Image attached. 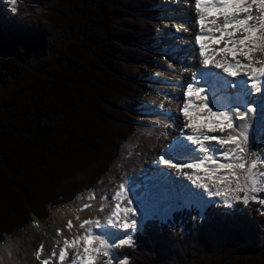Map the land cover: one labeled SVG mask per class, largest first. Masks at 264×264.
Instances as JSON below:
<instances>
[{"label": "trees", "instance_id": "obj_1", "mask_svg": "<svg viewBox=\"0 0 264 264\" xmlns=\"http://www.w3.org/2000/svg\"><path fill=\"white\" fill-rule=\"evenodd\" d=\"M157 0H0V243L110 171L150 90ZM261 206L149 221L127 264H264ZM5 242V241H4Z\"/></svg>", "mask_w": 264, "mask_h": 264}, {"label": "snow or ice", "instance_id": "obj_2", "mask_svg": "<svg viewBox=\"0 0 264 264\" xmlns=\"http://www.w3.org/2000/svg\"><path fill=\"white\" fill-rule=\"evenodd\" d=\"M193 5L189 21L193 28L177 25L176 31L193 36L190 48L197 54L192 58L203 67L179 85L182 106L177 115H182L184 123L177 138L158 154L157 173L176 188L185 207L256 203L264 215V197L259 195L264 192V152L251 151L247 131L253 114L264 106V59L257 58V53L264 56V0H190L189 7ZM130 193L131 188L122 183L113 196H101L127 203L117 202L107 217L81 221L82 231L72 239L64 238L63 246L57 242L47 259H41L45 250L41 243L35 251L39 264H127V257L121 261L115 249L132 246L128 230L138 231L141 226ZM204 193L219 201L206 199ZM96 198L95 193L89 197ZM90 207L85 204L80 210ZM73 227L69 220L67 228ZM69 250L75 251L70 255Z\"/></svg>", "mask_w": 264, "mask_h": 264}, {"label": "bare ground", "instance_id": "obj_3", "mask_svg": "<svg viewBox=\"0 0 264 264\" xmlns=\"http://www.w3.org/2000/svg\"><path fill=\"white\" fill-rule=\"evenodd\" d=\"M172 2L173 4L167 7V10L169 12L168 15H170V18L174 22V25H186L189 28H193V25L189 23L194 13V5L193 7H189L190 0H173ZM170 30H165V36H170L168 39L175 36L177 40L175 39L170 41L175 42V45L170 44L169 50L167 51L172 55L171 58H173V64L169 67V72L166 74L165 81L162 82L163 85L161 86L164 91L163 93L165 94V105L162 109L158 108L156 111L157 113L155 114L154 119L149 125H147L148 135L141 138L139 145L133 148V146L129 144L125 147L126 150L133 149L132 157L128 161L124 162V165L119 172L112 173L104 185L100 187L101 191L99 198L105 194H108L109 197L113 196L115 192L119 190L122 183L128 188H131L130 195L136 203L140 212V217L149 213V210L153 209L152 205L155 203V198L160 197V193L162 192V186H158L157 183L165 182L159 177L154 162L158 159V154L161 153L162 148L166 145V142H168L169 139L176 137L179 132V122L182 119L180 115H177V108L182 98L180 95L181 88L179 85H182V81L185 76L187 78L189 67H203L199 63V59L193 60L192 58L193 55L197 54L190 48V46L195 43L193 36L184 31L181 33L177 32L171 36L172 32ZM182 43L186 46V48L182 51L180 49L177 50L178 44ZM187 56L189 57L186 58ZM256 95L258 96L259 94ZM168 171L174 172V170L171 169H168ZM185 171L191 170L186 169ZM153 175L157 177L154 181L151 180ZM187 182L192 187L191 182ZM141 184L146 187V191H143L142 188L139 187ZM136 189L137 193L143 191L142 194L147 196L148 203L139 198L138 194H134ZM117 202L126 204L127 200H109L106 205L104 204L105 202L102 203V201L100 202L98 200L95 204V209H90L86 213H83L82 218H79V221L74 218L75 214L73 212L70 214L72 216L69 217V215H65L60 209H54L52 211V217L56 226L59 224L67 225L69 220H76L75 224L78 227L79 223L85 219L107 217ZM101 207L104 208L102 214L97 212ZM120 215L123 216V213ZM40 226V230H42L43 226ZM40 226L39 223L35 221L29 227V232L25 233L24 237H20L19 241L26 247L21 248L20 245H16V247L20 250V264H36L35 254L32 252L35 243L38 244V242L43 239L41 236L42 234L38 233L39 231L36 230ZM14 243H16V241L13 242V238H9L6 242L0 244V258H2V260H0V264H11V258L7 256H9V247ZM37 264H39V262Z\"/></svg>", "mask_w": 264, "mask_h": 264}, {"label": "rangeland", "instance_id": "obj_4", "mask_svg": "<svg viewBox=\"0 0 264 264\" xmlns=\"http://www.w3.org/2000/svg\"><path fill=\"white\" fill-rule=\"evenodd\" d=\"M157 4L155 5V9L157 10H161L159 13L160 15H158L160 17L159 21H158V26L155 29V43L152 44V48L154 50V56H155V69L154 72L152 74V76H150V90L149 93L145 96H140L139 98H137V102H139V107H143L144 110V115H142V111H140L141 113V119L139 120V123L137 124V129L135 130L134 134L131 135L130 137H128V140L122 144L121 149H120V153H119V157L117 158V160H115L112 163V167L110 168V171L104 176V178L100 181L99 185L97 186L96 189H93L83 195L78 196L75 201L71 204H68L66 206H61V207H54V208H49V217L45 220V221H39L36 217H34V215L30 216L31 219H33L32 223H27L26 226L17 231L13 236L9 237V236H5L4 237V241L6 242L9 238H13V242L16 241V243L11 244V246L9 247L8 250V255L7 257L11 258V264H20V250L16 247V245H20V247H24L26 248L20 241V237L21 236H25V233L29 232V227L35 222L37 221L39 223V226L42 225L43 228L42 230H40L41 226L38 227L36 230L39 231L38 233L42 234V240L40 242L35 243V246H33V254H35L36 249L39 247V245L41 243H43L44 245V252L41 254V259H47L49 258V256L51 255L52 249L54 246L57 245V242H59V246H63V240L64 238H68V239H72L73 237H75L76 235L79 234L80 230L79 227L76 226L75 221L76 220H71L74 227L69 230L67 228V225L65 224H59L58 226L55 225L54 219L52 217V211L54 209H60L64 212L65 215H70L71 212H73L74 218L77 219V217L82 218L83 213H86L88 210H92L95 209V204L96 202L99 200L100 202L102 201V203H104L106 205V203L109 201V199H100L99 195H100V187H102L104 185V183L107 181V179L111 176L112 173L115 172H119L122 169V166L124 165V162L128 161L132 155H133V149L130 150H126V146L127 145H132L133 148L137 147L139 145V142L141 140V138H144L147 134V125H149L152 120L155 117V114L157 113L156 111L159 109H162L165 105V94L163 93L164 91L162 90L161 86L163 85V81H165V77L166 74H168L169 72V65L173 64V58L172 55L170 54V52L168 53L167 51L169 50V46L166 47L163 45V41H161L159 38L160 36L164 35L165 36V30H170L172 32V26L175 27L174 22L172 21V19L170 18V15H168V10L167 7H169L171 4H173V0H165V4H167L166 6H164V0H157ZM163 4V5H162ZM165 8V9H164ZM170 28V29H169ZM165 38V37H164ZM177 40V38L174 36L172 38H169L168 40ZM166 47V48H165ZM257 55L260 57V59H264V56H261L259 53H257ZM242 62L247 63V61L243 60V58H241ZM154 103L152 106V110H149L146 108V104L147 103ZM159 104H163V107L161 108ZM159 106V107H158ZM152 111L151 114H149ZM255 115V114H254ZM254 115H253V120L251 121V123L249 124L248 128H250L251 130H254L257 135H260L261 133L264 134V117L263 120L260 121V124L258 126H253V122H254ZM249 133V131H248ZM250 148L251 151L253 152H264V141L261 140L260 137V144L259 145H254L252 143H250ZM186 184H188L187 180ZM195 187V186H192ZM102 189V188H101ZM198 191H203L202 189H197ZM93 193H95L96 195V199H89L90 196L93 195ZM206 193H204L205 195ZM260 196L264 197V192L259 194ZM207 197V194L205 195ZM104 197H109L108 194H105ZM207 199H211V200H216L219 201V198L216 197H207ZM222 204V202H217ZM85 204H91L92 207L90 208H86L83 211H81L80 209L83 208V206ZM209 205V204H206ZM104 210V208H103ZM202 210V209H201ZM98 213H101L103 211H100V209H98L97 211ZM170 215H164V217H159L157 218L158 220H166L165 217H167L168 219ZM95 219V218H94ZM79 221V219H78ZM87 227V226H86ZM141 227V226H140ZM57 229L61 230V234L57 235ZM132 233V232H130ZM3 241V243H4ZM1 244V243H0ZM57 254L59 251V248H56ZM73 251L75 250H69V253L71 254ZM104 259V257H101V261ZM0 260H2V258H0ZM39 261H36V256H35V263L37 264ZM65 264H69V262L65 261Z\"/></svg>", "mask_w": 264, "mask_h": 264}]
</instances>
